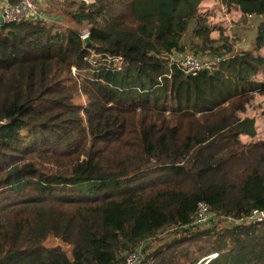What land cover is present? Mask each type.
I'll list each match as a JSON object with an SVG mask.
<instances>
[{"label":"trees","instance_id":"trees-1","mask_svg":"<svg viewBox=\"0 0 264 264\" xmlns=\"http://www.w3.org/2000/svg\"><path fill=\"white\" fill-rule=\"evenodd\" d=\"M252 14L264 0H96L66 26H2L0 264H120L142 244L144 264H264V225H226L264 210V22L221 55ZM189 32L222 59L197 76L166 59ZM200 202L219 220L195 232ZM166 231L185 238L155 244Z\"/></svg>","mask_w":264,"mask_h":264},{"label":"built area","instance_id":"built-area-1","mask_svg":"<svg viewBox=\"0 0 264 264\" xmlns=\"http://www.w3.org/2000/svg\"><path fill=\"white\" fill-rule=\"evenodd\" d=\"M89 5L94 1L84 0ZM0 28L6 24L22 23L29 20L48 21L39 5V0H19L18 3L12 4L10 0H0ZM89 37L86 32L82 35V39ZM168 65L170 68L181 70L186 76H197L202 71L212 70L221 60H208L205 56H196L193 53L182 52L179 55L173 53L167 56ZM217 217L211 212L209 205L206 202H200L197 205L191 227L202 228L211 227ZM234 223H246L264 225V210H253L251 214L242 221ZM215 256H210L207 262ZM145 261V244H142L135 251L125 256V259L120 264H144Z\"/></svg>","mask_w":264,"mask_h":264},{"label":"rangeland","instance_id":"rangeland-1","mask_svg":"<svg viewBox=\"0 0 264 264\" xmlns=\"http://www.w3.org/2000/svg\"><path fill=\"white\" fill-rule=\"evenodd\" d=\"M89 1L90 0H88V2ZM91 1L95 2L96 0H91ZM216 1L218 3H222L223 0H216ZM82 4L89 5L84 0H39V5L42 8L43 13L48 18L47 19L48 21L56 23V24L60 23L61 25L65 24V26H66L67 19L64 17L65 16L64 14L75 12L78 9V7ZM262 22H264V15L252 14L248 20V23H246L244 26H241L240 24L234 25L231 23L230 28L228 29V31H226L228 35V44L231 47V52L230 53L226 52V49L228 48L227 45L219 44L218 47L222 45L226 46V49L222 50L221 55H223L225 58L236 57L238 55H241L242 53L249 52L252 49H254L256 46L257 27ZM193 26L194 25H192L191 27ZM87 31H88L87 29H84L82 32V35L85 34ZM196 43L197 41L193 38V35L191 34V32H189L187 36L185 37V40L183 43L184 45L183 50L180 52H176V54L179 55L182 52H189V53L195 54L196 56H205L208 60H215L217 58L222 60L220 57H215L211 55L208 56L205 54L201 55L198 50H196L195 48H192V45L194 46ZM258 125H259L260 133H259V137L257 140L264 141V119H259ZM217 222L218 220H216L212 224L211 227H213V225H216ZM233 224L234 222H231V223H227L226 225L230 226ZM211 227L196 228L195 232H204ZM165 233L166 234H164L163 237H165V239H169L171 237H167V236L174 234L175 232L173 233L171 231H166ZM200 240L201 239H196V240H193L192 243L190 242L185 243V244H192V245H184L183 247H181L180 253H184L185 250H188L189 252H192V253L195 252L198 246H200V245L196 246V244L203 245L206 243L205 242L206 240H201V241ZM166 242H173V241H164V242H161L160 244H166ZM45 245L47 247H53V246L60 245L64 249L68 257L70 259L72 258L71 248L61 243V241L56 238H53V237L48 238Z\"/></svg>","mask_w":264,"mask_h":264},{"label":"crops","instance_id":"crops-1","mask_svg":"<svg viewBox=\"0 0 264 264\" xmlns=\"http://www.w3.org/2000/svg\"><path fill=\"white\" fill-rule=\"evenodd\" d=\"M1 1H5V0H1ZM216 220H219V219L217 218ZM216 220H215V221H216ZM215 221H214V222H215ZM214 222H213V223H214ZM213 226H214V225H213ZM162 238L164 239V241H173V242H166V244H174L176 241H179V240H181V239H184L185 237L183 238L182 236L177 235V236H175V237L172 238L173 240H172L171 238H169V239H165V237H163V236H162ZM164 241H163V242H164ZM160 243H161V242H160ZM160 243H155V244H160Z\"/></svg>","mask_w":264,"mask_h":264},{"label":"water","instance_id":"water-1","mask_svg":"<svg viewBox=\"0 0 264 264\" xmlns=\"http://www.w3.org/2000/svg\"><path fill=\"white\" fill-rule=\"evenodd\" d=\"M0 21H2V19H0ZM84 41H85V43H86L88 46H92V45H93V44L90 42L89 37L85 38Z\"/></svg>","mask_w":264,"mask_h":264}]
</instances>
